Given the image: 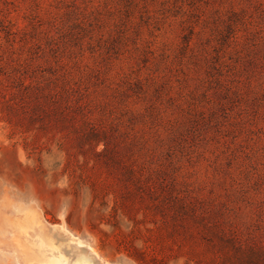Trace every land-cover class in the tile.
Listing matches in <instances>:
<instances>
[{
  "label": "rangeland",
  "instance_id": "rangeland-1",
  "mask_svg": "<svg viewBox=\"0 0 264 264\" xmlns=\"http://www.w3.org/2000/svg\"><path fill=\"white\" fill-rule=\"evenodd\" d=\"M254 252L264 0H0V264Z\"/></svg>",
  "mask_w": 264,
  "mask_h": 264
},
{
  "label": "trees",
  "instance_id": "trees-1",
  "mask_svg": "<svg viewBox=\"0 0 264 264\" xmlns=\"http://www.w3.org/2000/svg\"><path fill=\"white\" fill-rule=\"evenodd\" d=\"M254 254L255 259H251V262H253V264H264V252H254Z\"/></svg>",
  "mask_w": 264,
  "mask_h": 264
},
{
  "label": "bare ground",
  "instance_id": "bare-ground-1",
  "mask_svg": "<svg viewBox=\"0 0 264 264\" xmlns=\"http://www.w3.org/2000/svg\"><path fill=\"white\" fill-rule=\"evenodd\" d=\"M79 255H80V254H79ZM82 257H84V256H82ZM88 257H89V256H88ZM91 258H92V257H91ZM93 260H94V258H93ZM75 262H76V261H75ZM75 262H74V263H75ZM78 262H79V261H78ZM87 263H88V262H87ZM92 263H93V262H92ZM71 264H73V263H71ZM82 264H86V263H82ZM93 264H94V263H93Z\"/></svg>",
  "mask_w": 264,
  "mask_h": 264
}]
</instances>
